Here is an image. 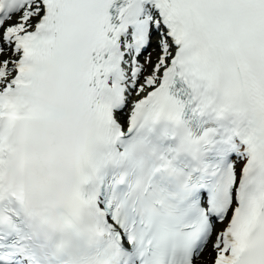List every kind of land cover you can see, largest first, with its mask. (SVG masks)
Segmentation results:
<instances>
[{
	"label": "snow or ice",
	"instance_id": "snow-or-ice-1",
	"mask_svg": "<svg viewBox=\"0 0 264 264\" xmlns=\"http://www.w3.org/2000/svg\"><path fill=\"white\" fill-rule=\"evenodd\" d=\"M0 264H264V0H0Z\"/></svg>",
	"mask_w": 264,
	"mask_h": 264
},
{
	"label": "bare ground",
	"instance_id": "bare-ground-1",
	"mask_svg": "<svg viewBox=\"0 0 264 264\" xmlns=\"http://www.w3.org/2000/svg\"><path fill=\"white\" fill-rule=\"evenodd\" d=\"M152 50V49H151ZM153 55H155V53H153ZM143 59V58H142Z\"/></svg>",
	"mask_w": 264,
	"mask_h": 264
},
{
	"label": "rangeland",
	"instance_id": "rangeland-1",
	"mask_svg": "<svg viewBox=\"0 0 264 264\" xmlns=\"http://www.w3.org/2000/svg\"><path fill=\"white\" fill-rule=\"evenodd\" d=\"M152 50L150 49V52H151Z\"/></svg>",
	"mask_w": 264,
	"mask_h": 264
}]
</instances>
